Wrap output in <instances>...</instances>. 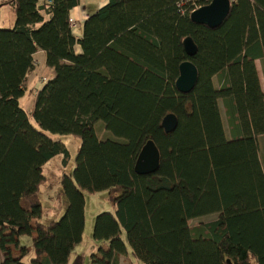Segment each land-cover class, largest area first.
Here are the masks:
<instances>
[{
    "label": "trees",
    "instance_id": "trees-1",
    "mask_svg": "<svg viewBox=\"0 0 264 264\" xmlns=\"http://www.w3.org/2000/svg\"><path fill=\"white\" fill-rule=\"evenodd\" d=\"M79 4L0 0L16 17L0 27V264H85L81 255L72 259L84 239L85 193L102 191L120 194L115 212L95 220L101 246L92 264H121L129 256L124 232L142 264H264V92L256 66L264 62V0L232 1L217 28L195 23L187 0H109L78 40L70 12ZM187 38L198 48L193 57ZM40 51L55 75L35 93L30 115L21 100ZM188 60L199 77L183 94L176 82ZM169 114L179 123L168 134ZM99 122L112 137H98ZM49 133L81 145L72 174L61 178L68 208L43 224L44 168L70 157ZM148 141L160 151V168L140 175L135 166ZM209 215L218 219L191 227Z\"/></svg>",
    "mask_w": 264,
    "mask_h": 264
},
{
    "label": "rangeland",
    "instance_id": "rangeland-1",
    "mask_svg": "<svg viewBox=\"0 0 264 264\" xmlns=\"http://www.w3.org/2000/svg\"><path fill=\"white\" fill-rule=\"evenodd\" d=\"M9 10L11 11V9ZM7 14L9 15L10 13H6V16ZM1 28H11V26L10 24H6L2 25ZM48 78L49 76L45 71L42 72V75H40L38 72H34L29 76V79L26 81L27 90L33 87L34 85L35 87L34 89H32L31 93L30 91H28L21 100V104L25 108H29V105H32L31 102L33 100L36 90L41 88L42 85L48 81ZM32 124L36 128L40 129L36 122L33 121ZM95 128L98 137L101 140L112 137V134L105 130L104 124L102 122L97 123ZM49 135L55 140L62 141L67 146L70 152V157L68 158L67 163L64 164V156H58L52 161H50L44 169L46 180L42 183L39 194L44 212L43 218L41 220V223L43 224H50L53 221H59L68 208V201L61 187V178L64 174H72L75 167V160L81 145V140L73 135H59L51 133H49ZM114 194L110 191H102L98 193H85L86 228L84 233V239L82 243L77 246V249L75 251L76 254H80L85 259V264H92L91 254L97 252L99 247L101 246V243L97 242L93 237L95 220L97 216L104 212H115L116 210V206L113 202ZM119 194L120 193L117 192L115 195ZM217 219L218 215H209L202 218H198L191 222V227L196 228L199 226H204L208 223L216 221ZM123 239L125 240L128 246L129 256L123 257L121 264H142L138 263L132 255L131 247L126 232H124L123 234ZM31 241L32 238L29 236H24L21 238L22 245L26 247L31 246ZM32 257V255L28 256L26 258V262L29 263Z\"/></svg>",
    "mask_w": 264,
    "mask_h": 264
},
{
    "label": "water",
    "instance_id": "water-1",
    "mask_svg": "<svg viewBox=\"0 0 264 264\" xmlns=\"http://www.w3.org/2000/svg\"><path fill=\"white\" fill-rule=\"evenodd\" d=\"M231 0H212V2L203 6L192 13V20L209 28H217L221 26L231 12ZM184 47L187 55L193 57L196 55L198 48L191 38L184 41ZM199 73L197 67L192 61H185L180 66V75L176 82L177 89L188 94L193 91L198 81ZM178 118L175 114L167 115L162 122V127L166 133H173L178 127ZM161 154L153 141H148L143 147L135 170L140 175H149L156 173L160 168ZM230 262V261H229Z\"/></svg>",
    "mask_w": 264,
    "mask_h": 264
},
{
    "label": "crops",
    "instance_id": "crops-1",
    "mask_svg": "<svg viewBox=\"0 0 264 264\" xmlns=\"http://www.w3.org/2000/svg\"><path fill=\"white\" fill-rule=\"evenodd\" d=\"M44 1L45 0H39L40 3H43ZM79 1H80V4L70 12V20L73 19L76 22V24L72 28V30H73L75 37L78 40L81 39L83 36L84 24L88 20V18L90 16H92L93 14H95L99 9H101L102 7L107 5L109 0H79ZM9 9H11L12 12ZM6 13H10V14L9 15L7 14V16H6ZM13 13H14V11L11 8V6H5V7L0 9V27L2 25H6V24H10L11 27L14 26L16 17H15V14H13ZM75 51H76V54L82 53L80 45H76ZM35 58H37L36 59L37 67L35 68V70L32 73H30V75L33 74L34 72L35 73L38 72L40 75H42V72L45 71L49 76L48 80H51L54 77L55 72L53 69L48 68L46 66L45 53L40 51L36 54ZM256 66H257V70H258V76L260 79L261 87H262V90L264 92V62L261 60H258V61H256ZM29 76H28L27 80L29 79ZM44 85L45 84H43L42 87ZM30 87H31V84H30ZM34 87H35V85L33 87L29 88L27 91H30V93H31V91H32V89H34ZM41 88H39L38 90H40ZM38 90H36V92ZM31 104L32 105L31 106L29 105V108L24 107L30 115L34 111L35 95L33 97ZM221 110H222L223 122L226 124V122H228V120H227V117L225 116V112H224V108H223L222 104H221ZM263 156H264V152H263ZM77 255H80V254L75 253L74 256L72 257V259H74L75 256H77Z\"/></svg>",
    "mask_w": 264,
    "mask_h": 264
},
{
    "label": "built area",
    "instance_id": "built-area-1",
    "mask_svg": "<svg viewBox=\"0 0 264 264\" xmlns=\"http://www.w3.org/2000/svg\"><path fill=\"white\" fill-rule=\"evenodd\" d=\"M49 1H52V0H49ZM200 0H187V3L191 4L192 6V10H191V13L195 12L196 10L200 9L203 7V5H201L199 3ZM234 1V0H231V2ZM70 23H71V26L74 27L76 22L72 19L70 20Z\"/></svg>",
    "mask_w": 264,
    "mask_h": 264
}]
</instances>
